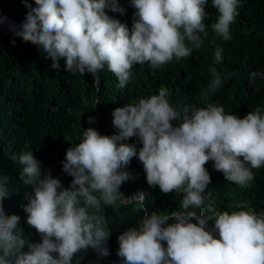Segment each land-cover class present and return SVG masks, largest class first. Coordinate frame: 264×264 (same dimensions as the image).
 <instances>
[{
  "label": "clouds",
  "instance_id": "obj_1",
  "mask_svg": "<svg viewBox=\"0 0 264 264\" xmlns=\"http://www.w3.org/2000/svg\"><path fill=\"white\" fill-rule=\"evenodd\" d=\"M206 2L130 0L135 12L129 29L106 12L124 14L118 0H34L35 7L22 0L28 10L25 21L19 30L15 25L9 30L46 53L53 69L58 70L64 59L65 70L90 74L99 91V73L107 67L117 78V87L124 88L134 64L147 62L159 69L173 58L191 56L188 44L201 47V34L207 35ZM211 5L219 13L211 28L223 40H231L229 28L238 15V0H211ZM222 53L223 48L216 47V63L222 61ZM209 73L212 79L203 95L236 75L225 73L222 78L215 67ZM260 76L264 74L250 73L249 80ZM169 95L160 87L158 94L115 108L113 135L85 129L62 162L63 172L72 177L67 188L50 170L41 177V162L33 151L13 157L22 166L21 182L32 186L23 212L41 241L21 238L20 217L5 215L2 202L10 191L6 178H0V264H72L77 253L89 248L99 257L109 256L111 230L102 204L118 202L134 203L135 210L143 212L138 226L127 227L118 236L121 264H264V211L257 212L246 201L229 205L231 211L211 206L203 215L195 211L205 206L204 193L211 182L206 162L212 161L216 171L241 188L254 179L251 169L264 166V112L257 107L238 118L211 102L177 110ZM87 122L92 124L95 118L90 116ZM132 137H138L139 150L125 143ZM133 157L142 164L150 187L182 194L183 211L149 214L144 207L147 190L123 195L120 187L130 178L126 169Z\"/></svg>",
  "mask_w": 264,
  "mask_h": 264
},
{
  "label": "trees",
  "instance_id": "obj_2",
  "mask_svg": "<svg viewBox=\"0 0 264 264\" xmlns=\"http://www.w3.org/2000/svg\"><path fill=\"white\" fill-rule=\"evenodd\" d=\"M28 3L35 7L34 0H28ZM118 3L125 9L124 14L107 9L106 12L131 29L135 9L130 0H118ZM0 10L21 23L28 11L22 0H0ZM204 11L207 35L201 34L203 44L197 49L185 41L193 48L191 56L180 60L173 58L159 69L151 68L147 62L134 64L131 79L124 88L117 87V78L105 67L99 73V91L90 74L73 75L65 70L64 59L59 60L58 70L53 69L51 59L46 58V53L38 46L0 30V178H6V187L10 191L2 207L5 215L20 217L17 231L21 238L27 242L41 241L36 230L26 223L23 212L32 186L21 182L22 166L18 159L13 160L22 151H33L34 157L41 162L42 178L50 170L51 175L67 188L72 180L62 170L67 148L79 143L83 131L89 127L101 135L115 134L113 110L158 94L160 87L169 90L170 103L177 110L186 106L205 107L211 102L238 118L257 107L264 112V76L249 80L250 73L264 74V0H238V15L230 25L231 40L228 41L211 28L219 15L211 0H207ZM218 46L223 48L220 63L214 61ZM210 67H215L222 78L225 73L236 75L223 81L214 93L203 95L212 79ZM90 116L95 118L92 124L87 122ZM125 143L135 144L137 150L141 147L138 137L129 138ZM205 168L211 182L204 193L207 197L205 206L195 210L198 214H206L209 206L219 211H231L234 209H229V205L243 201L257 212L264 211V166L251 169L254 179L244 188L227 181L214 169L212 161L206 162ZM126 171L130 178L122 183L120 191L125 197H131L139 189L147 190L144 207L149 214L183 211L182 194H164L158 186L150 187L136 157L132 158ZM102 209L111 230L107 242L109 256L99 257L89 248L77 253L72 264H77L78 260L79 264H121L117 255L118 236L127 227L138 226L143 212L136 211L134 203L102 204ZM23 250L27 251V247Z\"/></svg>",
  "mask_w": 264,
  "mask_h": 264
},
{
  "label": "bare ground",
  "instance_id": "obj_3",
  "mask_svg": "<svg viewBox=\"0 0 264 264\" xmlns=\"http://www.w3.org/2000/svg\"><path fill=\"white\" fill-rule=\"evenodd\" d=\"M0 19H3L4 22L3 23H0V29L5 31V32H11V33H14L12 31L9 30V25H15L16 26V29L19 30V26L17 23L15 22H10L6 19V17L0 13ZM12 23V24H11ZM15 23V24H14Z\"/></svg>",
  "mask_w": 264,
  "mask_h": 264
},
{
  "label": "water",
  "instance_id": "obj_4",
  "mask_svg": "<svg viewBox=\"0 0 264 264\" xmlns=\"http://www.w3.org/2000/svg\"><path fill=\"white\" fill-rule=\"evenodd\" d=\"M0 13L1 14H3L6 18H8L9 20H11V21H13V22H15V23H17L18 25H21L22 23L21 22H19L18 20H15V19H13V18H11L9 15H7L6 13H4V12H2L1 10H0ZM1 30V29H0ZM3 31V30H2ZM5 32V31H4ZM6 33H11V32H6ZM11 34H15V33H11Z\"/></svg>",
  "mask_w": 264,
  "mask_h": 264
},
{
  "label": "rangeland",
  "instance_id": "obj_5",
  "mask_svg": "<svg viewBox=\"0 0 264 264\" xmlns=\"http://www.w3.org/2000/svg\"><path fill=\"white\" fill-rule=\"evenodd\" d=\"M8 21L12 22L11 20H9L8 18H6ZM12 24V23H11ZM15 24V23H14Z\"/></svg>",
  "mask_w": 264,
  "mask_h": 264
}]
</instances>
